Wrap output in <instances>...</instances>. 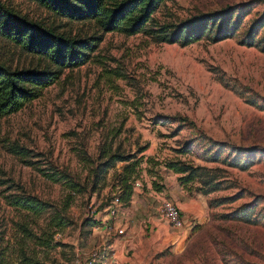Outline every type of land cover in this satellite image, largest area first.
Wrapping results in <instances>:
<instances>
[{"label":"rangeland","instance_id":"374dc122","mask_svg":"<svg viewBox=\"0 0 264 264\" xmlns=\"http://www.w3.org/2000/svg\"><path fill=\"white\" fill-rule=\"evenodd\" d=\"M0 1L65 36L100 34L92 21L60 18L29 0ZM239 8L247 13L234 34L216 42L102 33L86 63L62 70L37 98L0 118V264H20L21 249L42 264H264V51L239 43L252 21H263L257 37L264 32V0H164L152 17L178 24L229 11L231 22ZM0 63L41 69L44 61L0 38ZM105 138L122 153L150 158L126 206L112 204L113 171L91 192L79 159L94 158ZM185 144L188 151L178 153ZM164 161L201 167L203 180L219 189L202 193L196 177L180 184ZM42 172L80 188L71 193L68 225L54 230L48 247L34 246L18 225L39 234L49 215L31 218L3 200L29 194L61 208L67 189ZM163 199L179 210L178 226L160 216ZM109 205L122 208L115 229ZM105 213L110 227L101 223Z\"/></svg>","mask_w":264,"mask_h":264},{"label":"trees","instance_id":"16d2710c","mask_svg":"<svg viewBox=\"0 0 264 264\" xmlns=\"http://www.w3.org/2000/svg\"><path fill=\"white\" fill-rule=\"evenodd\" d=\"M51 14L73 21H92L100 34L73 37L57 33L52 26H46L40 21L28 18L25 14L14 10L0 1V38L24 50V52L43 59L41 69L14 68L0 63V118L21 109L26 103L37 98L41 91L53 84L64 69H72L86 63L91 57L100 40L101 34L106 32H119L125 36L142 33L155 42L187 45L208 37L216 42L234 34L242 18L247 13L245 10L235 13V18L230 22L229 11H217L199 14L178 24H155L152 14L164 0H29ZM219 20V22H217ZM262 20L252 21L245 29L239 43L245 46L255 45L264 51V32L257 37L262 27ZM156 26V28H154ZM184 120V118H181ZM144 147L138 148L141 152ZM188 151L187 144L177 152L184 154ZM80 161L87 169L89 176V189L91 192L98 190L104 183L109 171V183L113 199L122 206L128 205L132 194L133 183L140 174L142 161H150L149 157L134 153H122L117 147L112 146L111 138L104 139L97 149V155L89 158L83 154ZM117 163H121L118 169ZM162 165L178 173V181L185 185L192 182L195 177L200 179L203 187L198 188L202 193H209L219 189L217 184L204 181L201 176L202 168L191 167L182 162L164 161ZM148 173L152 171L146 169ZM198 171V174L196 172ZM42 172L41 175L53 182H61L67 195L61 208H53L48 202L29 194L13 193L3 196L4 203L26 215L39 217L48 214L45 227L39 234L19 224V231L34 246L48 247L54 230L64 228L69 220L66 209L71 201V193L80 191L77 183L63 174ZM213 201V200H212ZM210 202L218 205L222 201ZM97 221H92L89 226H95ZM20 264H42L35 253L26 254L21 249Z\"/></svg>","mask_w":264,"mask_h":264},{"label":"built area","instance_id":"2783aa9c","mask_svg":"<svg viewBox=\"0 0 264 264\" xmlns=\"http://www.w3.org/2000/svg\"><path fill=\"white\" fill-rule=\"evenodd\" d=\"M112 204H117L116 200L112 201ZM107 212L111 218L114 217L116 210L113 205H109ZM160 216L167 222L170 226H178L181 222L179 210L175 207V205L167 200L163 199L160 203ZM121 229H117V233H121ZM98 256V251L94 250L90 253L88 257L89 262H94L95 258Z\"/></svg>","mask_w":264,"mask_h":264},{"label":"crops","instance_id":"0c3cea01","mask_svg":"<svg viewBox=\"0 0 264 264\" xmlns=\"http://www.w3.org/2000/svg\"><path fill=\"white\" fill-rule=\"evenodd\" d=\"M122 209V208H121ZM121 209H119V208H115V210H116V213L118 214V217H117V220L115 221L114 220V222H113V226H112V228H114L115 229V225H117L118 226V221L120 222L121 221V219H122V210ZM101 223H106V226H108V227H110V225H109V223H110V221L108 220V216H107V214L105 213L101 218ZM111 235H112V232L110 233Z\"/></svg>","mask_w":264,"mask_h":264}]
</instances>
